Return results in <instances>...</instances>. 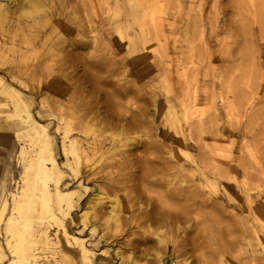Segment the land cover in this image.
Here are the masks:
<instances>
[{
  "label": "rangeland",
  "instance_id": "1",
  "mask_svg": "<svg viewBox=\"0 0 264 264\" xmlns=\"http://www.w3.org/2000/svg\"><path fill=\"white\" fill-rule=\"evenodd\" d=\"M36 1L2 2L1 75L48 124L61 187L77 189L70 214L58 215L91 259L264 264V0ZM74 41L79 60L65 53ZM12 100L0 91L3 264L15 255L4 228L18 214L12 192L33 227L22 228L26 264H86L41 213L37 144ZM64 130L80 140L66 155ZM40 227L48 239L34 236Z\"/></svg>",
  "mask_w": 264,
  "mask_h": 264
},
{
  "label": "bare ground",
  "instance_id": "2",
  "mask_svg": "<svg viewBox=\"0 0 264 264\" xmlns=\"http://www.w3.org/2000/svg\"><path fill=\"white\" fill-rule=\"evenodd\" d=\"M5 1L9 2L12 0H0V15L1 16H4L8 12V7L5 6V4H2V2H5ZM31 1H34V0H31ZM36 3L40 4V1L37 0ZM138 4H140L139 1H138ZM36 16L33 17V20L36 22H39V18L38 17L36 18ZM137 17H138L137 14H135L134 18H137ZM70 46H71V49L69 51H67V50L65 51V53L68 52L66 56H68V57L70 56L69 58H71V56H72L73 58H71V59L79 60L80 58H79L78 54L74 53V52H76L75 49H77L79 47H83V43H81L79 41H74L70 44ZM58 48L62 49V50L65 49L64 46H60ZM53 54L57 55L59 53L55 52ZM66 59H64V60L66 61ZM67 61H69V60H67ZM70 61H75V60H70ZM62 62H63V60L61 61V63ZM94 65H93V67H94ZM1 71H3V69L0 68V91H1L2 95L6 94L7 96L13 98V100L15 102L14 107L20 109V111H23V113L16 112L20 117L17 127H19V125H21V127L25 128L27 131V135L30 137L31 140H34V142L37 144V148L34 150V156H33V154H32V156H33L34 162L38 168V171H37L38 174L37 173H35V174L39 175V177L41 179L42 190H40V193H39V198L41 199V201L43 203V206L41 208V213L45 214V216L47 214L48 217L54 218L55 220L61 222L60 224L63 227L64 233L69 235L70 238L74 239L75 242L80 245L81 257L86 260V264H96V262H94V260L91 259V255H93V254H91L90 252H92V250L89 249L87 247V245L84 244V239L77 236V235H74V234L68 232L63 221H62V218L60 216V215H62V217H63V216L70 214V209L73 206V195L77 189L76 190H75V188L63 189L61 187V182L64 179L66 173H65V170L61 167L60 163L57 161V158L54 154L55 149L53 150V139H52V135L50 134V132L48 130V124L41 122L38 119L33 117V113L31 112V109H30V104L34 103V97L32 95H30V97L27 95H23L20 92V90L18 91L14 88L12 89V86L6 81L7 79L5 78V76L1 75ZM90 71H92V70H90ZM25 73H26V71L19 72L18 74H14L10 71V72H8V75L12 79H16V80L20 81L21 80L20 76H22V74H25ZM66 74H68V73H66ZM48 75L51 76V75H55V74L54 73H48ZM31 93H33V92H31ZM52 115L55 116L54 113H52ZM43 116L44 115H42V117ZM58 118H60V117L58 116ZM63 135H64V139L62 140V142H63L62 151H63V154L66 155L67 150H72L73 144L80 141V140H79V138L69 137L67 130L63 131ZM31 142H33V141H31ZM36 144H34V145H36ZM31 165H33V164L31 163ZM63 165H66L68 168L71 167L68 159L63 161ZM27 167H29V166H27ZM71 168H72L71 169L72 172H74L73 174H75V177H76L79 174L78 169L77 168L74 169L73 166ZM48 181H52V187L51 188L49 187ZM79 182H81V180H79ZM21 190H22L21 192H23L25 190V187H22ZM10 194H11L12 199L16 202V204L14 205L12 210L17 212L19 214V216H18V214L16 215V213L14 214V212L12 211L8 215L7 220H5L6 222H4L5 226L3 225L6 232H8L12 237H16V240L14 239L15 240L14 243H12L13 241L11 242L9 239L7 241L9 248H11V251L13 253H15V255L13 256V258L9 259L8 261L6 260L7 262L5 264H26L27 262L24 261V258H25V255L28 254V249L24 245V243H25V239L23 237V231L24 230H22V228L29 230L30 234H31L33 227L29 228V226H27V224H26L27 218H22L24 220L23 224H22V222L19 221V219L21 218V211L24 209V206L22 205V203L24 201H22L20 203L21 200L20 199L17 200V196H20V192L17 194L12 192V193H9V195ZM184 198L186 199V197H184ZM48 200H51L54 203H52V202L49 203ZM167 200H169V199H167ZM172 200H171V202H173ZM5 205H6V200H4L3 204H2V208L0 211V219L2 217L4 209L5 210L7 209V208H5ZM176 205H180V203L179 204L177 203ZM175 206H173V208ZM55 209H57V210L55 211ZM180 211H181V209H180ZM184 213H186V212H184ZM58 214H60V215H58ZM5 215H7V214H5ZM169 216H170V214H169ZM171 219H172V217H171ZM83 223H84V225L87 224L86 219L85 220L83 219ZM1 224H3V223H1ZM17 225L20 227L19 230L17 228ZM35 233H36V235H35ZM34 236L35 237L36 236H40V237L43 236L44 240L48 239L47 234H46V230L41 229V227L38 230L35 229ZM89 254H91V255H89ZM4 258H5V252L3 251V247H2V244L0 242V262L2 264L4 262Z\"/></svg>",
  "mask_w": 264,
  "mask_h": 264
},
{
  "label": "crops",
  "instance_id": "3",
  "mask_svg": "<svg viewBox=\"0 0 264 264\" xmlns=\"http://www.w3.org/2000/svg\"><path fill=\"white\" fill-rule=\"evenodd\" d=\"M1 190H3V188Z\"/></svg>",
  "mask_w": 264,
  "mask_h": 264
}]
</instances>
